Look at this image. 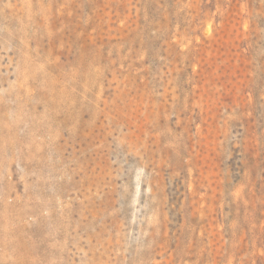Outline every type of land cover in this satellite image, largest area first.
Returning a JSON list of instances; mask_svg holds the SVG:
<instances>
[{
  "label": "rangeland",
  "instance_id": "obj_1",
  "mask_svg": "<svg viewBox=\"0 0 264 264\" xmlns=\"http://www.w3.org/2000/svg\"><path fill=\"white\" fill-rule=\"evenodd\" d=\"M0 264H264V0H0Z\"/></svg>",
  "mask_w": 264,
  "mask_h": 264
}]
</instances>
